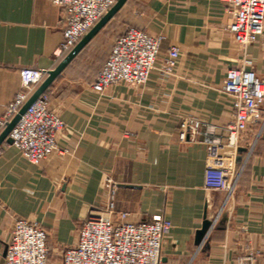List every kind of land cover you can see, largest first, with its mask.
Returning a JSON list of instances; mask_svg holds the SVG:
<instances>
[{
    "label": "crops",
    "instance_id": "0c3cea01",
    "mask_svg": "<svg viewBox=\"0 0 264 264\" xmlns=\"http://www.w3.org/2000/svg\"><path fill=\"white\" fill-rule=\"evenodd\" d=\"M230 18L219 0H126L47 89L65 126L56 135L65 151L31 164L11 143L0 145V264L17 218L47 231L48 264H62L85 218L106 202L107 177L116 183L115 210L129 221L154 214L171 221L161 264H239L249 256L264 263V106L262 132L249 154L239 152L242 171L228 198L203 186L199 137L179 138L184 119L210 129L231 119L232 96L221 89L228 68L246 58L264 77V33L242 47L227 30ZM128 25L163 35L159 62L178 46L177 66L171 74L153 69L143 85L119 83L96 93L95 74ZM61 41L60 12L50 0H0V117L20 88L19 70L54 68ZM216 214L196 245L204 215Z\"/></svg>",
    "mask_w": 264,
    "mask_h": 264
},
{
    "label": "built area",
    "instance_id": "2783aa9c",
    "mask_svg": "<svg viewBox=\"0 0 264 264\" xmlns=\"http://www.w3.org/2000/svg\"><path fill=\"white\" fill-rule=\"evenodd\" d=\"M230 14L227 30L238 45L245 47L257 42L264 33V0H219ZM60 12L62 41L55 50L61 59L116 0H50ZM163 35L128 25L119 33L91 85L101 93L119 83L143 85L155 68L171 74L180 56L179 47L171 45L159 62L158 54ZM226 70L221 89L232 96V117L221 127L212 129L199 120H182L181 141L200 142L205 147L203 186L221 190L230 197L235 192L242 166L237 169L239 148L249 154L262 132L261 112L264 106V77L249 65ZM46 76L40 68L19 70L20 88L0 117V131L16 114ZM264 121V120H262ZM64 123L50 107V93H41L25 110L9 132L12 145L24 160L39 164L61 149L57 133ZM252 133V134H251ZM254 133V135H253ZM108 197L97 213L89 214L78 230L74 245L63 250L62 264H161L162 243L172 228L164 214H154L149 221L132 222L128 213L114 206L116 183L105 178ZM218 214L214 217V223ZM47 231L38 223L17 218L6 244V264H48ZM239 264H264L252 257Z\"/></svg>",
    "mask_w": 264,
    "mask_h": 264
},
{
    "label": "water",
    "instance_id": "95a60500",
    "mask_svg": "<svg viewBox=\"0 0 264 264\" xmlns=\"http://www.w3.org/2000/svg\"><path fill=\"white\" fill-rule=\"evenodd\" d=\"M126 0H116V2L97 20V22L79 39V41L61 58L57 65L49 70H46V76L42 82L36 87L32 94L27 98L18 112L5 124L0 131V145L3 142L12 143L9 132L25 110L36 100V98L46 91L53 80L64 70L71 60L79 53V51L91 40V38L120 10ZM244 151L239 148V152ZM215 217V216H214ZM214 217H203L201 227L196 230L194 235V243L203 245L204 240L212 226L214 225Z\"/></svg>",
    "mask_w": 264,
    "mask_h": 264
}]
</instances>
